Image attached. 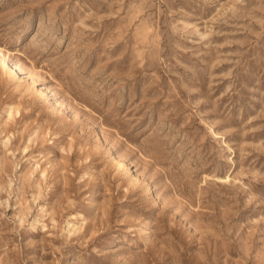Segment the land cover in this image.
Returning a JSON list of instances; mask_svg holds the SVG:
<instances>
[{
  "label": "rangeland",
  "instance_id": "1",
  "mask_svg": "<svg viewBox=\"0 0 264 264\" xmlns=\"http://www.w3.org/2000/svg\"><path fill=\"white\" fill-rule=\"evenodd\" d=\"M0 264H264V0H0Z\"/></svg>",
  "mask_w": 264,
  "mask_h": 264
},
{
  "label": "bare ground",
  "instance_id": "2",
  "mask_svg": "<svg viewBox=\"0 0 264 264\" xmlns=\"http://www.w3.org/2000/svg\"><path fill=\"white\" fill-rule=\"evenodd\" d=\"M5 59V58H4ZM4 62V61H3Z\"/></svg>",
  "mask_w": 264,
  "mask_h": 264
}]
</instances>
